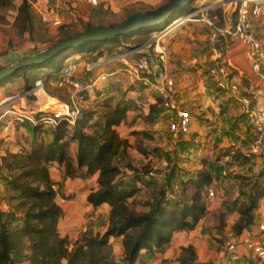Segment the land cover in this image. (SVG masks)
Wrapping results in <instances>:
<instances>
[{"label":"rangeland","instance_id":"rangeland-1","mask_svg":"<svg viewBox=\"0 0 264 264\" xmlns=\"http://www.w3.org/2000/svg\"><path fill=\"white\" fill-rule=\"evenodd\" d=\"M234 1L193 0L192 5L195 7V11L208 17L216 28L222 29L234 22ZM166 2V0H101L97 5H90L79 0H35L31 3L34 14L33 30L20 35L13 26V19L20 0H11L8 6L0 7V67H5L23 57L34 55L51 47L61 37L60 25H63L64 29L67 27L69 31L81 32L87 21L93 25L101 22L104 25L117 24L125 19L130 12L155 9ZM50 8L54 11L53 15L59 19V24L47 23L42 20V14ZM183 15L185 14L176 13L171 17L172 19L169 18L167 23L165 22L166 24L154 27H160L159 30L149 29L139 36L130 35L129 38L123 40L124 44L128 46H125L121 51H108L107 47L103 46L104 55L102 58L119 54L134 47H142L162 29L172 24L173 20H177ZM178 21V24L175 23L162 39V43L168 49L169 69L175 80L177 100L185 110L186 107H189L188 109L192 113L197 114L202 110L201 100L200 98L197 100V96L191 95V92L197 91L200 84H214V80L208 74L211 63L202 60L204 55H209L211 31L209 26L200 20L197 22ZM252 26L256 36L264 44V3H262L261 15L253 19ZM218 36L220 47L225 51V45H231L232 42L219 33ZM139 40L141 42L136 44ZM245 47L247 51L248 47ZM81 49L77 52L71 51L64 61L75 60L77 62L78 71L75 73V78L84 85L94 79L98 73L113 71L123 66V63L118 60L87 72L86 63L97 59H94L96 57H93L87 50ZM148 50L151 48L142 47L140 53L143 54ZM239 52L243 53V56H237L236 59L242 62V59L246 57L245 59L248 61L244 47ZM136 56L128 59L134 60ZM193 58L198 59V62L193 63ZM245 66L248 68L247 64ZM248 69L253 73L251 67ZM48 70L49 68L38 67L27 69L25 72L18 71L9 82L0 85V105L3 107L8 103V99L16 97L14 103L22 112L49 113L52 110H60V103L69 102V94L67 90L59 89L56 86L59 70L54 72L49 80H46ZM34 78L37 80L33 81ZM38 85H41V89L37 91L35 87ZM107 98L112 104L121 101L128 104L130 108L125 121L117 127L119 136L126 138L128 142L125 155H121L117 159V163L121 167L119 180L128 184L137 182L135 185L139 187V191L135 194L136 199L153 201L155 197H159L158 193L164 190L166 201L189 202L192 189L190 190L188 185L183 188L184 185L180 183L181 179L194 177L202 170L214 177H211V182L207 186V188L213 189L214 195L211 198H206L207 188L202 194L201 201L205 210L199 223L190 231L173 233L170 241L161 249L154 250L151 254H144L142 258L145 264H180L177 258L181 247L187 245H191L195 250L196 264H220L224 258L228 257L226 251L229 242H223L225 239L223 233L231 232L232 216L236 211L237 204L246 199L249 179L257 177L261 171L258 168L251 172L255 164H251L248 169L242 167L241 164H244L242 156L247 149H242V151L239 148L235 149L237 143L245 148L242 135L248 137L250 134L247 121L240 114L239 105L233 106L234 122L232 123L235 127L226 133V140L234 141L235 146L229 145L227 148H221L229 151L225 153L221 152L222 150L218 151V145L212 142L209 133L210 140L207 139L208 136H205L207 140L203 142L196 141L189 133L173 136L168 131L169 124L173 120L170 112L163 114L166 110L159 108L156 114L150 115L151 103L155 99L160 104L159 99L143 86L130 83L123 71L116 72L106 80L98 82L95 87L86 90L85 100L79 102L78 107L96 106L97 102H102ZM9 120H12V124L7 127ZM31 126L32 123L29 120L24 119L19 122L14 119V116L9 113L5 114L1 109L0 155L6 150L17 151L19 144L24 145L28 142L34 135ZM49 131L50 129L43 125L39 135L44 140H48ZM198 150H204L206 154L200 155ZM215 155L218 158H214ZM223 156H228L231 162L225 163L222 160ZM255 157L262 162V155ZM128 164L136 167L137 170L131 171L127 167ZM223 166L226 167L225 174L222 172ZM142 169H148L151 172L145 177L142 176V182H140V180H136V177L140 175L139 171H143ZM213 172L216 174H212ZM5 175L6 172L0 169V209L2 210L6 209L5 192L1 180V177ZM94 179V177L77 179L79 184H71L67 189L61 187L58 190L59 197L56 196V202L63 209V216L59 221V231L60 234L69 237L71 241L78 239L84 233L102 234L107 227L109 207L101 205L92 208L85 200L88 190L95 186ZM138 208L140 209V207ZM252 229L250 230L253 231ZM109 242L112 243L115 258L121 260L122 249L119 240L110 239ZM248 261V264H258L252 259Z\"/></svg>","mask_w":264,"mask_h":264},{"label":"trees","instance_id":"trees-1","mask_svg":"<svg viewBox=\"0 0 264 264\" xmlns=\"http://www.w3.org/2000/svg\"><path fill=\"white\" fill-rule=\"evenodd\" d=\"M10 1L0 0V7L8 6ZM33 1L20 0L16 8L13 26L20 35L33 30ZM192 3L193 0L182 10L174 12L173 16L193 11L195 7ZM115 25H104L102 22L93 25L87 21L81 32L92 27L107 28ZM159 25L161 27L162 23L156 26ZM156 26L62 49L41 63L24 66L0 79V85L9 82L18 71L25 72L38 67L49 68L45 78L49 80L58 70L60 75L62 63L71 51L77 52L83 48L95 56L94 59H99L104 55L103 46L108 51H121L128 46L123 40L133 34L142 35L149 29L159 30L160 27L154 28ZM59 27L61 37L56 42L80 33L69 31L67 27L64 29L63 25ZM216 45H220L219 36ZM159 108L163 107H158L156 101L151 103L150 115L156 114ZM129 110L128 104L121 101L112 104L108 98L97 102L96 106L80 108L73 125L64 117L58 118L56 125L49 128L48 140L39 135L43 126L39 119L49 113L38 112L35 114L36 122L31 126L34 135L28 142L19 144L17 151L6 150L0 155V169L6 172L1 177L6 209H0V264H145L142 258L144 254L161 249L170 241L173 233L190 231L196 226L205 210L201 199L211 182L209 173L202 170L194 177L181 179L183 188L188 185L192 189L189 202L166 201L164 190L153 201H140L135 197L139 191L135 185L137 182L128 184L119 180L121 167L117 159L125 155L128 142L119 136L117 127L125 121ZM52 167L61 173L59 182L54 181L50 174ZM127 167L133 172L137 170L130 164ZM139 172L136 180L142 182V176H147L151 171L145 169ZM90 177L95 178V186L88 190L85 200L92 208L103 204L109 207L107 227L102 234L84 233L71 241L59 232L63 209L56 202V196L66 179ZM249 182L246 199L239 203L238 218L231 227L235 238L250 230L257 221L255 211L264 193V168ZM110 239L119 240L121 260L115 258ZM229 243L234 248L235 243ZM177 260L180 264H196L193 247H181Z\"/></svg>","mask_w":264,"mask_h":264},{"label":"built area","instance_id":"built-area-1","mask_svg":"<svg viewBox=\"0 0 264 264\" xmlns=\"http://www.w3.org/2000/svg\"><path fill=\"white\" fill-rule=\"evenodd\" d=\"M79 1L97 5L101 0ZM234 3V22L222 29L216 28L208 17L195 10L178 17L177 20H179L178 22H197L200 20L209 26L211 31L209 55H204L202 60L211 63L208 74L214 80L215 87L222 93L232 97L239 104L240 112L247 121L251 136L249 153L261 155L264 153V102L255 100L250 93L246 92L244 87H242V74L228 63L224 50L220 45H216V42L218 41L217 36L219 33L227 37L231 42L240 41L244 43L248 47L247 57L251 70L257 79L264 83V47L252 28L253 19L258 18L262 13L264 0H235ZM53 14L54 11L50 8L42 14V20L47 23L59 24V19ZM169 26L170 24L155 35L149 43L142 46L143 48H151V50L143 54L140 53L142 47H134L119 54L86 63L85 68L88 72L99 69L106 63L118 60L123 63V66L113 71L98 73L94 79L85 85L75 78V73L78 71L77 62L75 60L64 61L60 69L59 78L56 80V86L68 91L69 102L60 103V110H52L48 115L40 117L39 121L44 126L52 128L56 125L58 118L64 117L70 125H73L80 110L78 103L85 100L84 92L95 87L98 82L106 80L107 77L114 75L116 72L123 71L130 83L143 86L151 91L159 99L160 106L173 114L174 119L168 127V131L173 136L187 134L189 132L190 114L181 107L177 100L175 80L169 69L168 49L162 43V39L173 25L170 28ZM135 55L137 56L134 60L128 59ZM192 62L197 63L198 59L193 58ZM35 89L37 91L40 90L41 85L36 86ZM15 98L11 97L8 99V103L3 105V107L0 105V110L3 109L5 114H11L19 122L27 119L32 124L35 123L36 113L32 111L28 113L22 112L16 107ZM11 124L12 120L7 121V127H10ZM249 153H247V156H249ZM205 195L206 198L212 197L214 195L212 188H207ZM261 198H264V193ZM252 228L253 231H244L235 239L247 252L249 259L254 260L258 264H263L264 214L259 217ZM229 245L230 243H228L226 251V256L228 257L224 258V261L220 264H229L231 261L238 259V253L232 251V246Z\"/></svg>","mask_w":264,"mask_h":264},{"label":"crops","instance_id":"crops-1","mask_svg":"<svg viewBox=\"0 0 264 264\" xmlns=\"http://www.w3.org/2000/svg\"><path fill=\"white\" fill-rule=\"evenodd\" d=\"M225 46H226V48H225L226 50L224 51V53H225V57H226L228 63L233 65L240 72V74H242V87H244L246 92L250 93L255 100L264 102V83L259 81L257 79V77L253 73L250 72V69H248V68H250V62H249V60L246 61V59H245L246 57H244V59H242V62H240L239 60L236 59L237 56H240V57L243 56L242 55L243 53H241L239 51L243 46H246V45L240 41H234V42H232L231 45H228V46L225 45ZM245 64L248 65V68L245 66ZM213 86H215V84H212V85L210 83H206L205 85L200 84L197 91L191 92V95H193L195 97L197 96L196 97L197 100H199V98H200L202 110L197 112V114H198L197 115L196 113H192L188 109L189 107H186V110L190 114L189 132L188 133L191 134V136H193L196 141L199 140L200 142H203L207 139L210 140V138L212 137V142H214L216 145H218V151L222 150L221 152L226 153L229 151H227V149H221V148H224V147L227 148L229 145L235 146L234 141L226 140V133L229 130H231V128L235 127V125L233 126V123H232V122H234L233 113H232L233 112V106L235 104L236 105H239V104L229 95L224 94L220 91L218 92L216 87H213ZM153 102H155V99L153 100ZM207 106H209V107L207 109L203 110ZM158 107H161V106L158 104ZM164 113H169V111H164L163 114ZM170 114L172 115V118L174 119L173 114L171 112H170ZM240 114H242V113L240 112ZM208 133L210 134L211 137L208 136ZM184 135H186V134H184ZM205 136H208L207 139ZM242 136H243L242 139H244L245 148L242 147L241 144H238V143L235 147L236 150H238V148H239L240 151H242V149H247L246 151L244 150L245 153L242 156L243 162H244V164H241L242 167H245L246 169H248L251 166V164H255L253 169L251 167V169L253 170V171L251 170V172L256 171L258 168H260L262 170L264 168V156H263L264 153L261 154L262 155V158H261L262 162L258 161V159L255 157L257 155L249 154V156H247V153L249 152L251 136H250V134L248 135V137H246L244 134ZM210 153H212V152H210ZM198 154H200V155L204 154L205 155L206 153L204 152V150L203 151L198 150ZM214 158H218V156L215 155ZM222 160H224L225 163L231 162V159H229L228 156H223ZM220 161H217V162L220 163ZM208 162H209V158H208ZM225 163H223V164H225ZM222 168H224L222 170V172H223V174H225L224 171H225L226 167L223 166ZM50 174H51L52 178L54 179V181L59 182L61 180V173L55 167H52L50 169ZM212 174H216V172H213ZM211 177L214 178L213 176H211ZM78 182L79 181H77V179H66L65 181L62 182V189H64V187L67 189L69 186H71V184H75V183L79 184ZM80 184L82 185V183H80ZM57 196L59 197L58 194H57ZM103 205H106V204H103ZM238 205H239V203L237 204V207H238ZM237 207H236V211H234V214L232 216L233 217L232 221H231L232 225L238 218ZM262 214H264V198H261L258 202V208L255 211L256 220H258ZM61 236H65V235L61 234ZM223 236L225 237V239L223 241L224 243H226L227 241L228 242L232 241V242L236 243L234 248H232V251H236L238 253L239 257L236 260V262L231 261L230 264H248L249 258L247 256V252L243 249V247L241 245H239L237 243V241H236L235 237H233L232 233L231 232H225V233H223ZM67 238L69 239V237H67Z\"/></svg>","mask_w":264,"mask_h":264},{"label":"water","instance_id":"water-1","mask_svg":"<svg viewBox=\"0 0 264 264\" xmlns=\"http://www.w3.org/2000/svg\"><path fill=\"white\" fill-rule=\"evenodd\" d=\"M190 1L192 0H167L166 3L155 9L137 10L128 15L115 26L107 28H88L69 39L54 43L51 47L37 53L36 55L23 57L18 61L1 68L0 79L13 74L24 66L41 63L62 49L77 47L89 41L112 39L116 36L130 34L136 30L146 29L161 23L164 24L173 16L174 12L182 10Z\"/></svg>","mask_w":264,"mask_h":264},{"label":"bare ground","instance_id":"bare-ground-1","mask_svg":"<svg viewBox=\"0 0 264 264\" xmlns=\"http://www.w3.org/2000/svg\"><path fill=\"white\" fill-rule=\"evenodd\" d=\"M177 21L178 20H173V23L172 24H170V26H169V28L172 26V25H174L175 23H177ZM171 23V22H170ZM178 24V23H177ZM244 47V49H245V53L247 52L246 51V47L245 46H243ZM248 58V57H247ZM42 100V98L40 99V101Z\"/></svg>","mask_w":264,"mask_h":264}]
</instances>
